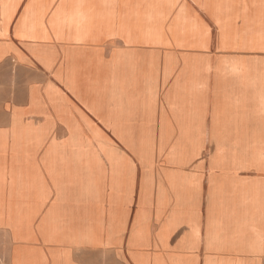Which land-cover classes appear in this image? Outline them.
<instances>
[{"label": "crops", "instance_id": "0c3cea01", "mask_svg": "<svg viewBox=\"0 0 264 264\" xmlns=\"http://www.w3.org/2000/svg\"><path fill=\"white\" fill-rule=\"evenodd\" d=\"M227 22L206 0H0V182L33 211L29 240L0 218L9 264H264V49Z\"/></svg>", "mask_w": 264, "mask_h": 264}, {"label": "rangeland", "instance_id": "374dc122", "mask_svg": "<svg viewBox=\"0 0 264 264\" xmlns=\"http://www.w3.org/2000/svg\"><path fill=\"white\" fill-rule=\"evenodd\" d=\"M163 0H127L128 5L134 9L143 8L144 11L153 12L160 8ZM207 5L212 6L214 10H222L225 17L229 18L227 26L232 28L234 33V25L231 23L233 17H243L248 28L257 26V22L261 17L264 19V0H206ZM102 16L91 14L83 16L82 23L89 31H93L102 23ZM227 27V28H228ZM228 34V33H227ZM230 34V35H231ZM229 35V36H230ZM14 89V79L12 72L8 70H0V117L3 116L5 106L12 101ZM9 91V93H8ZM198 142L182 141L180 146L183 153L194 150ZM218 147L224 146L226 153L233 156L236 155H256L259 151L257 143L232 142V143H215ZM214 144V145H215ZM2 145V142L0 143ZM216 148V146H215ZM264 150V143L260 146ZM194 152V151H191ZM13 157V151H12ZM4 164L0 159V172L3 170ZM232 182L229 179H222V183ZM26 190H19L10 182L8 186L0 182V218L6 217L8 224L14 230L16 238L33 239L32 219L33 211L29 204L24 200ZM11 250V239L7 232L0 231V264H9ZM25 264H32L30 256H27Z\"/></svg>", "mask_w": 264, "mask_h": 264}, {"label": "bare ground", "instance_id": "6f19581e", "mask_svg": "<svg viewBox=\"0 0 264 264\" xmlns=\"http://www.w3.org/2000/svg\"><path fill=\"white\" fill-rule=\"evenodd\" d=\"M229 20V18H227V21ZM258 23H259V27L257 26L256 28H254V27H251V28H249L251 31H255L256 33V36L257 35H259V38H260V43H261V45H262V48L264 49V19H262V17L257 21ZM227 36H229L231 33H232V28H230V27H228L227 28ZM152 76V75H151ZM81 84V83H80ZM264 132V131H263ZM201 143L200 142H198L197 143V146L195 147V149L193 150H191V151H198L199 149H200V147H201ZM215 146H216V149L218 148V154L219 155H222V154H225L227 151L225 150V147L224 146H220V147H218L216 144H215ZM119 149V148H118ZM251 156H253V155H251ZM217 161V163H216V165H220V164H222L221 163V161L220 160H216ZM247 162V164H249L250 166H253V164H255L254 162H253V159L252 158H250L249 160H247L246 161ZM257 166V165H256ZM155 175V174H154ZM123 249V248H122ZM130 249V248H129ZM132 249V248H131ZM215 255V254H214ZM237 255V254H236ZM219 256V255H218ZM224 256V255H223ZM226 256V255H225Z\"/></svg>", "mask_w": 264, "mask_h": 264}, {"label": "snow or ice", "instance_id": "6c2138e0", "mask_svg": "<svg viewBox=\"0 0 264 264\" xmlns=\"http://www.w3.org/2000/svg\"><path fill=\"white\" fill-rule=\"evenodd\" d=\"M261 55H264V52H261ZM25 63H27V61H25ZM53 72H55V69H51L50 71H47L46 70V74L49 76L50 80H54V83L52 85H50V86H53L54 87L55 86V83L56 82H59V77L57 76V77L53 78L52 77V73ZM129 155H131V153H129ZM132 159L135 160V156H132ZM117 264H123V262L122 261H118Z\"/></svg>", "mask_w": 264, "mask_h": 264}]
</instances>
